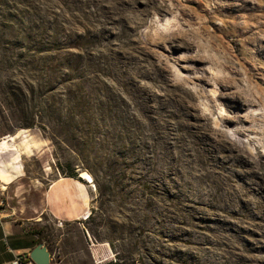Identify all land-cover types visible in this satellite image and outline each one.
<instances>
[{"label": "rangeland", "instance_id": "rangeland-1", "mask_svg": "<svg viewBox=\"0 0 264 264\" xmlns=\"http://www.w3.org/2000/svg\"><path fill=\"white\" fill-rule=\"evenodd\" d=\"M0 162L94 176L72 264H264V0H0Z\"/></svg>", "mask_w": 264, "mask_h": 264}, {"label": "crops", "instance_id": "crops-1", "mask_svg": "<svg viewBox=\"0 0 264 264\" xmlns=\"http://www.w3.org/2000/svg\"><path fill=\"white\" fill-rule=\"evenodd\" d=\"M18 133L20 131L15 135ZM27 133L33 136L35 145L31 150L24 151L23 146L20 149L24 135L20 134L17 140L11 143L18 147V150L13 148L10 150L13 156L20 151L21 155L27 156L29 151L37 150V147L41 145L38 135L35 136L29 131ZM40 163L41 177H45L51 173L49 172L51 167L46 168L44 162ZM29 165H32V162H0V264H9L19 255L26 256L28 264H36L31 258V252L41 242H44L51 252V264H72V249H66L72 246V237L67 239V234H61L56 249L52 250L43 238L39 242L41 234L37 232L35 226L43 223L44 215H49L59 222L60 230L65 224L72 222L81 224L86 221L85 216L91 211L93 205L91 185L80 175L72 177L59 173L48 183L39 204L26 203L25 206L17 208L11 205L10 199L17 197L23 201L27 195L19 193L13 195L10 189H13L14 185L16 188L24 184V177L29 174ZM32 180L34 187L38 189L39 177L36 176ZM24 213L28 215L20 217Z\"/></svg>", "mask_w": 264, "mask_h": 264}, {"label": "water", "instance_id": "water-1", "mask_svg": "<svg viewBox=\"0 0 264 264\" xmlns=\"http://www.w3.org/2000/svg\"><path fill=\"white\" fill-rule=\"evenodd\" d=\"M31 258L36 264H51V252L49 251L47 245L41 242L34 250L31 252Z\"/></svg>", "mask_w": 264, "mask_h": 264}, {"label": "bare ground", "instance_id": "bare-ground-1", "mask_svg": "<svg viewBox=\"0 0 264 264\" xmlns=\"http://www.w3.org/2000/svg\"><path fill=\"white\" fill-rule=\"evenodd\" d=\"M80 177L83 178L85 181H87L95 189L97 188L96 187V184H95V178H94V176L89 171L80 169ZM3 188H6V186H3ZM85 217L87 218L89 216L87 215Z\"/></svg>", "mask_w": 264, "mask_h": 264}, {"label": "built area", "instance_id": "built-area-1", "mask_svg": "<svg viewBox=\"0 0 264 264\" xmlns=\"http://www.w3.org/2000/svg\"><path fill=\"white\" fill-rule=\"evenodd\" d=\"M9 264H28V258L24 255H19Z\"/></svg>", "mask_w": 264, "mask_h": 264}, {"label": "trees", "instance_id": "trees-1", "mask_svg": "<svg viewBox=\"0 0 264 264\" xmlns=\"http://www.w3.org/2000/svg\"><path fill=\"white\" fill-rule=\"evenodd\" d=\"M66 175H69V176H72V177H78V173L76 171H71L70 173L66 174ZM37 232L39 234H41V232L39 230H37ZM42 241V237L39 239V242Z\"/></svg>", "mask_w": 264, "mask_h": 264}]
</instances>
